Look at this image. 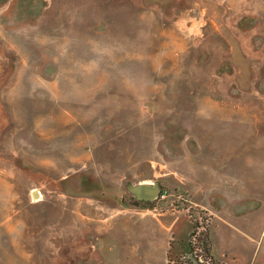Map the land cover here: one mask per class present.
<instances>
[{
	"label": "rangeland",
	"instance_id": "1",
	"mask_svg": "<svg viewBox=\"0 0 264 264\" xmlns=\"http://www.w3.org/2000/svg\"><path fill=\"white\" fill-rule=\"evenodd\" d=\"M0 264H264V0H0Z\"/></svg>",
	"mask_w": 264,
	"mask_h": 264
},
{
	"label": "water",
	"instance_id": "2",
	"mask_svg": "<svg viewBox=\"0 0 264 264\" xmlns=\"http://www.w3.org/2000/svg\"><path fill=\"white\" fill-rule=\"evenodd\" d=\"M141 197H152L157 194V187L152 186L150 183L143 185L140 189L137 190Z\"/></svg>",
	"mask_w": 264,
	"mask_h": 264
},
{
	"label": "crops",
	"instance_id": "3",
	"mask_svg": "<svg viewBox=\"0 0 264 264\" xmlns=\"http://www.w3.org/2000/svg\"><path fill=\"white\" fill-rule=\"evenodd\" d=\"M218 215H216V217H217Z\"/></svg>",
	"mask_w": 264,
	"mask_h": 264
},
{
	"label": "built area",
	"instance_id": "4",
	"mask_svg": "<svg viewBox=\"0 0 264 264\" xmlns=\"http://www.w3.org/2000/svg\"><path fill=\"white\" fill-rule=\"evenodd\" d=\"M162 195H164V194H162Z\"/></svg>",
	"mask_w": 264,
	"mask_h": 264
},
{
	"label": "bare ground",
	"instance_id": "5",
	"mask_svg": "<svg viewBox=\"0 0 264 264\" xmlns=\"http://www.w3.org/2000/svg\"><path fill=\"white\" fill-rule=\"evenodd\" d=\"M35 194V193H34Z\"/></svg>",
	"mask_w": 264,
	"mask_h": 264
}]
</instances>
